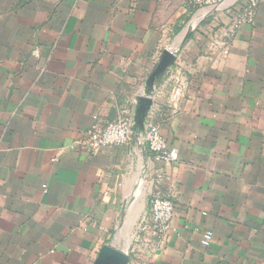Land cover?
Listing matches in <instances>:
<instances>
[{
    "label": "crops",
    "instance_id": "crops-1",
    "mask_svg": "<svg viewBox=\"0 0 264 264\" xmlns=\"http://www.w3.org/2000/svg\"><path fill=\"white\" fill-rule=\"evenodd\" d=\"M242 2L0 0V264H94L110 243L127 264H264V0L236 27ZM166 48L176 62L146 121L179 160L145 156L144 134L83 147L134 118ZM158 190L176 197L164 235Z\"/></svg>",
    "mask_w": 264,
    "mask_h": 264
},
{
    "label": "built area",
    "instance_id": "built-area-1",
    "mask_svg": "<svg viewBox=\"0 0 264 264\" xmlns=\"http://www.w3.org/2000/svg\"><path fill=\"white\" fill-rule=\"evenodd\" d=\"M224 0H189L195 7L218 5ZM263 0H243L237 11L234 26L239 27L245 23L254 24L258 7ZM182 87L178 85L173 91V97L179 99ZM134 118L125 115L115 121H111L102 127L88 129L79 139V143L89 150H96L105 146L122 145L133 137ZM144 140L148 151L156 161L175 163L179 160V150L171 145L161 134L159 127L149 121L145 123ZM75 145H73L74 147ZM176 207V197L172 192L160 190L152 193L149 198V208L152 216L151 231L156 235H164L170 228V224ZM214 231L203 232L201 243L208 247L214 239Z\"/></svg>",
    "mask_w": 264,
    "mask_h": 264
},
{
    "label": "water",
    "instance_id": "water-1",
    "mask_svg": "<svg viewBox=\"0 0 264 264\" xmlns=\"http://www.w3.org/2000/svg\"><path fill=\"white\" fill-rule=\"evenodd\" d=\"M192 26L189 25L179 37V47L183 46L185 42L189 39L192 33ZM176 62V51L171 49H164L158 59L156 65L152 69L151 73L148 75L142 93L136 97V108L134 111V125H133V137L138 139L142 134H144L146 118L154 103V92L156 91L158 84L161 82L167 71ZM147 146L143 143V151L146 156ZM125 215V210L123 215ZM129 260V254L123 250L115 248V246L110 243L104 245L94 262V264H127Z\"/></svg>",
    "mask_w": 264,
    "mask_h": 264
},
{
    "label": "rangeland",
    "instance_id": "rangeland-1",
    "mask_svg": "<svg viewBox=\"0 0 264 264\" xmlns=\"http://www.w3.org/2000/svg\"><path fill=\"white\" fill-rule=\"evenodd\" d=\"M128 232H131V229L130 228H127V231L124 233L125 236H127ZM123 241L125 242V239H123Z\"/></svg>",
    "mask_w": 264,
    "mask_h": 264
}]
</instances>
